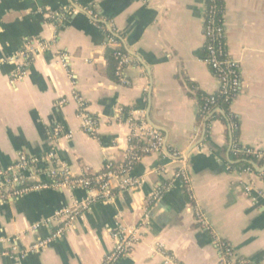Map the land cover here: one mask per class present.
<instances>
[{"label": "crops", "instance_id": "obj_1", "mask_svg": "<svg viewBox=\"0 0 264 264\" xmlns=\"http://www.w3.org/2000/svg\"><path fill=\"white\" fill-rule=\"evenodd\" d=\"M222 5L227 52L240 72L229 105L238 143L264 151V0ZM205 8L204 0H0V170L24 154L37 161L12 173L47 180L53 152L72 175L98 172L127 154L130 123L140 119L163 137L132 171L139 186L116 187L108 199L53 187L0 198V264H102L116 227L139 224L136 243L114 264H264V162L252 173L229 169V126L214 117L206 135L212 114L196 122V92L219 86L201 60ZM108 34L129 57L128 85L107 60ZM32 40L50 46L26 59L19 53Z\"/></svg>", "mask_w": 264, "mask_h": 264}, {"label": "built area", "instance_id": "obj_2", "mask_svg": "<svg viewBox=\"0 0 264 264\" xmlns=\"http://www.w3.org/2000/svg\"><path fill=\"white\" fill-rule=\"evenodd\" d=\"M147 1V0H144ZM206 8L204 15V37L206 39L207 56L201 59L209 68L215 69L213 74L219 83L216 93L223 96L226 101L231 102L240 91V72L239 65L236 61L232 60L227 52L226 33L223 23V15L220 13V18L216 19L217 4L214 0H204ZM90 23L96 27L103 29L100 18L90 9H84ZM107 41L114 48L118 46V40L114 35L108 34ZM50 46L49 42L40 40H32L28 42L19 54L26 59H30L41 51ZM116 65L114 74L118 82L123 85H128L129 81L124 76V68L129 61V57L125 52L117 51L114 53ZM26 62H22L21 66L24 67ZM24 74V70H20L18 78ZM74 97L82 102V98L77 94ZM86 116V115H85ZM87 117L86 131L91 135H94L95 128L94 122ZM131 124L130 139L135 138L137 140H143L145 146L144 151H158L161 147L163 137L157 133L151 126L147 125L142 119L133 121ZM60 127L55 126L53 134L59 135ZM241 149L248 155L256 156L258 159L264 157V151L255 150L248 146H242ZM46 160L49 163L48 166V179L39 182H33L30 180L28 173L14 174L13 170L25 171L26 167L31 163L37 161L36 158L29 159L24 154L18 155L17 161L5 170H0V175L4 177L0 182V198L6 196H18L20 194L38 191L48 188H84L89 192H96L102 199H108L113 196L115 188L127 189L137 188L139 181L132 177V171L135 165L140 160V155L136 152H131V144L128 146V152L124 155L121 163L114 169L109 168L108 162L102 165L100 171L85 174L81 176L72 175L71 170L67 164L62 162L56 157L53 152H50L46 156ZM253 164V163H252ZM243 173H252L253 167L248 166L240 170ZM10 173V174H9ZM180 176L183 178V183L187 185L188 178L183 170H179ZM161 193L158 190L152 199H156ZM259 196L264 198L262 193H258ZM255 202L256 197H252ZM196 217L201 222L206 230L210 227L206 224L200 213H196ZM140 228V224L138 226ZM137 226H121L118 225L115 229L116 243L113 251L108 254L102 261V264H114L120 256L125 255L137 241ZM217 246L224 251L225 256H231L232 250L230 246L223 241H217ZM0 254H3L0 252Z\"/></svg>", "mask_w": 264, "mask_h": 264}, {"label": "trees", "instance_id": "obj_3", "mask_svg": "<svg viewBox=\"0 0 264 264\" xmlns=\"http://www.w3.org/2000/svg\"><path fill=\"white\" fill-rule=\"evenodd\" d=\"M214 3L217 4L218 8L216 9V19L220 18V13L223 12V5L222 0H214ZM206 45V41H205ZM203 47V53L201 54V59L205 58L207 56V50L206 47ZM117 51H123L120 47L113 48V49H107L106 57L108 62L111 64L112 71L115 70L116 60L114 53ZM212 74H215V69L210 68ZM196 101H197V115H196V122L197 124L203 123L204 119L207 118L210 114L212 116L206 121V135L208 132V123L210 120L214 117L219 118L224 124L229 126L230 132L232 134V143L231 148L229 152L230 156V163H228L229 169H235V170H242L245 167L252 166V163H263L264 157L258 159L256 156L248 155L244 152L243 149H241V145L238 143V136H239V119L236 115H234L230 109L229 105L230 102L226 101L222 95L215 93L212 95L197 91L196 92ZM216 108H219L222 110L223 115H220L217 112H214ZM214 112V113H213ZM129 144H131V152H136L140 155V157L147 155L149 152L144 151L143 147L145 146V143L143 140H137L135 138H131L129 140ZM121 159H113L108 162L109 168L114 169L116 168L120 163ZM264 176V171L262 173Z\"/></svg>", "mask_w": 264, "mask_h": 264}, {"label": "water", "instance_id": "obj_4", "mask_svg": "<svg viewBox=\"0 0 264 264\" xmlns=\"http://www.w3.org/2000/svg\"><path fill=\"white\" fill-rule=\"evenodd\" d=\"M217 112L223 114L222 111L219 110V109H217ZM148 124H149V126H151L152 128H154L155 130L162 131V129L156 128V127L153 126L152 123H150L149 121H148ZM195 146H196V145H195ZM183 156H184V155H183ZM180 159H181V158H180ZM253 166H254V169H255L256 171H258V172L262 170V169H260V168H257L255 165H253Z\"/></svg>", "mask_w": 264, "mask_h": 264}]
</instances>
